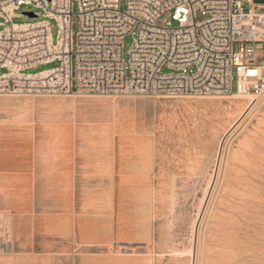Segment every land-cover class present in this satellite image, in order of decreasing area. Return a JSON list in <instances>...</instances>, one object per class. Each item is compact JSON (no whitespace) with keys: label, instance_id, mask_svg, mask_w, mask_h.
Masks as SVG:
<instances>
[{"label":"rangeland","instance_id":"374dc122","mask_svg":"<svg viewBox=\"0 0 264 264\" xmlns=\"http://www.w3.org/2000/svg\"><path fill=\"white\" fill-rule=\"evenodd\" d=\"M0 264H264V94L0 95Z\"/></svg>","mask_w":264,"mask_h":264},{"label":"built area","instance_id":"2783aa9c","mask_svg":"<svg viewBox=\"0 0 264 264\" xmlns=\"http://www.w3.org/2000/svg\"><path fill=\"white\" fill-rule=\"evenodd\" d=\"M21 7L37 11L17 13ZM21 16L43 18L13 22ZM0 17V95L264 94V2L0 0Z\"/></svg>","mask_w":264,"mask_h":264},{"label":"water","instance_id":"95a60500","mask_svg":"<svg viewBox=\"0 0 264 264\" xmlns=\"http://www.w3.org/2000/svg\"><path fill=\"white\" fill-rule=\"evenodd\" d=\"M27 15H28V16H32L33 14H32V13H30V12H28V13H27Z\"/></svg>","mask_w":264,"mask_h":264},{"label":"bare ground","instance_id":"6f19581e","mask_svg":"<svg viewBox=\"0 0 264 264\" xmlns=\"http://www.w3.org/2000/svg\"><path fill=\"white\" fill-rule=\"evenodd\" d=\"M233 96H241V95H239V94H234ZM125 106V105H124Z\"/></svg>","mask_w":264,"mask_h":264}]
</instances>
